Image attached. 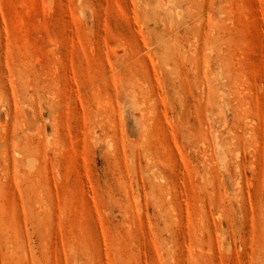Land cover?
Segmentation results:
<instances>
[{
    "label": "rangeland",
    "instance_id": "rangeland-1",
    "mask_svg": "<svg viewBox=\"0 0 264 264\" xmlns=\"http://www.w3.org/2000/svg\"><path fill=\"white\" fill-rule=\"evenodd\" d=\"M0 264H264V0H0Z\"/></svg>",
    "mask_w": 264,
    "mask_h": 264
}]
</instances>
